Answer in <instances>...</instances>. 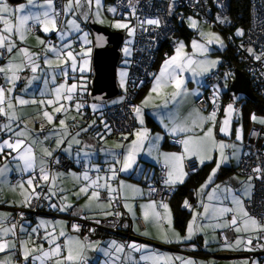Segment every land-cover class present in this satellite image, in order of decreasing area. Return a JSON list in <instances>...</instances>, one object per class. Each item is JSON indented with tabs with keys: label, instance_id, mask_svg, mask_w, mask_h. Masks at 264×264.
<instances>
[{
	"label": "crops",
	"instance_id": "crops-1",
	"mask_svg": "<svg viewBox=\"0 0 264 264\" xmlns=\"http://www.w3.org/2000/svg\"><path fill=\"white\" fill-rule=\"evenodd\" d=\"M64 2L65 0L62 1V8L64 6ZM7 3L13 9L20 5H26L25 11L20 13L21 15L27 14L28 11H31L33 13H36L37 11H43V9L27 7V0H7ZM39 3L43 4L44 0H39ZM123 12H120V16L121 14H123ZM30 24L31 22L29 23V25ZM58 24H60V22ZM34 26L37 29L35 33L30 32L29 34H26V39L23 42L16 40L18 47L28 48L30 52L40 54L39 60L37 61L40 65V70L37 73L33 74L30 68H26L23 72L20 73L21 80L17 82L14 94L17 96H22L23 98H37L38 96H49L47 94L42 93L51 92L61 83L70 85L68 81L70 79L64 78L62 74H60V68H50L44 64L45 55H47L50 59H55V54L50 52L46 53L45 45L39 43V40H43L48 46H56V48L60 49V46L64 45L68 41V36L64 35L63 39H61V32L59 31V29L58 31L44 33L39 25ZM84 26L85 22L83 21L80 23V27L83 28ZM0 27H2V25H0ZM183 27H185L184 24ZM62 33H64L63 30ZM191 37L187 38L184 34L177 33L173 37L175 41L174 47L169 50L166 54L160 55L157 58L154 67V74L146 83V85L142 89L140 88L138 90L134 98L135 106H139L142 109L141 117L143 119V123L140 122V118H137L135 112H133L134 126L128 133H122L118 135L112 134L105 128L106 123L104 121V118L102 117L103 109L115 104L118 101H121L122 99V92L125 87L127 76V65L126 72L124 70L122 71V73H126V75H121L122 86H118V82L116 79L117 86L119 89V93L117 94L118 97L115 98L110 104L96 106V109L94 110L93 106L86 104L87 101L84 100L85 98H87V93L89 89L91 52L87 56L82 55L84 51L80 52L81 61L82 58H89L86 74H83V76L85 75L86 79L83 80L82 78L80 80V82H84V87L80 90L79 96L78 93L75 95L74 99H76L77 101L71 102L72 106H70V111L66 113L63 117V119H67L70 116L77 118L83 112H86L84 111V109L86 108L89 111L88 113L90 116L85 125L73 128L67 124V122L70 120L68 118L66 120V124L68 125L67 129L62 130L60 129V126H57L53 123L48 124L47 121L43 119L41 113L44 109H41L40 105L33 106L26 104L27 106L23 105L16 107V112L20 119L13 122L14 130H19L20 128H24L25 125H27V129L30 130V138L28 141H26V143H30L32 138H37L39 141H42V143H36L32 145L34 155L36 157L35 167L33 170H30L28 172L22 171L23 162L14 160L12 158V156L16 155L15 153H13L12 156H8L9 150L5 149L4 153L0 155V169H6V171L2 175H0V214L12 216L13 212L11 211V206H21L20 202L24 199V194L26 193V191H31L30 189H27L26 181L31 176H39V167L41 165V160H44L46 162L45 164H47L48 159L54 157L59 153L64 155L70 162V166L64 171L49 172L50 176L56 177L54 182L49 181L46 183L44 181L36 180V183L42 185L41 188L36 189L37 192L47 194L50 185L53 187V190L56 191V196L51 197L50 200H43L45 202L47 211L62 213L61 216L39 215L32 223H30L29 221H23L19 223L18 233L19 225L21 224L26 230L25 234H21L19 236V239L28 241L29 236L27 235V233H32V229L40 225L41 222H47V231L50 232L53 231V225H56L55 234L58 235L59 231L61 230L60 225L62 223L63 230L65 231L66 236L60 237L58 239L59 243L62 244L64 240L68 237L79 239L86 245V264H106V261H108V264H111L110 258L105 255V251L109 250V245L113 241H115L118 245L123 244L117 238L109 237L107 235H102L94 238L80 237L75 231L68 227L66 217H106L105 215H103L101 209L98 208L95 204H93L91 208L84 207L88 203V195H90L91 189L89 193L85 195L76 196L75 193L79 191L80 187L85 186L91 180L97 179V177L106 178L108 176H111V168L115 167L119 169L120 167H122L123 155L126 154L127 148L131 144V142L136 139V136L134 134L138 131L146 129L148 132L149 139L144 142L142 150L137 153L136 162L133 165V168L127 172L117 171L116 178L107 181L112 185L114 189H116V191L114 192H116L119 197V210H122L126 214V217L125 219H123V222H121L119 226H117L118 230L130 233L135 237L132 239H128L126 245L135 243L137 245L147 246L145 248H142L140 251H131L128 248H125V253L130 254L132 258L129 264H152L151 259L141 260L140 257H152L156 255L167 256L172 258H181V260L173 259L172 264H182V260H192L195 262V264H245V262H247V264H264V259L263 257L261 258L260 255L261 247L257 246L261 245L262 239H253V243L250 246L251 250H244L246 246L243 244L240 245L238 249L233 250V248H235V241L238 237H243L244 239H247L248 236L256 237L258 235L264 234L258 232L236 233L232 229L233 237L227 243L232 244L233 248H226L224 246L225 244H220L217 242V231L225 227H212V225H215L217 223L222 224L225 221L231 219L232 213H226L223 217L217 218L213 215V210L225 207H233L234 205L232 204L231 200L232 195L240 196L244 204L248 200L247 198L242 196V191L244 186L249 182V176L241 174L237 169L239 158L243 152L242 143L246 135L242 137L241 141H236L234 134L235 127L239 129H243L244 127H239V124L237 123H235L234 125L232 121V125L229 129V135H225L220 132L221 122L225 119V111L223 110L226 109V105L221 112L216 113L215 123L205 122L203 129L195 128L192 132H172V128L177 125H183L185 123L191 125L192 121L196 118L197 113H199L200 116L205 117L212 113V111L208 109L200 110L196 108L194 102L200 95V87L203 83L204 76L216 66L214 68H209L207 72H202L200 69V64L194 63L189 68L185 69L182 73H180V77L183 79L184 83L182 85L180 94L176 96L175 99L172 98V94L176 91V89L174 85L168 84L162 89L161 95H157V93L153 92L151 94V99L149 103L146 106L142 104L145 98L149 96V93L155 81V77L159 75L161 66L163 65L164 61L175 54V49L181 42L185 46L184 52L192 56L195 62H199V58L201 56H205L206 54L211 55L217 52H211V49L213 48H208V51L204 53H200L199 51L194 52L192 48V42L194 41V39H190ZM37 38H39V40ZM51 38L54 39L55 42H53ZM211 58L212 59H209L208 61L204 62V64L207 65L208 62L215 61L214 55L213 57L211 55ZM9 59L10 56L6 52V57L4 61L0 63V66L6 65ZM67 71L68 75H71V69H67ZM28 75H32V77L35 75L38 78L30 79ZM53 77L55 78L53 79ZM30 80L31 84H33V86L35 87L29 92L25 86V83H29ZM43 80L45 82L46 88L42 89L41 84ZM77 102L83 105L79 112L75 108V103ZM50 108L53 113V108ZM59 119L60 116L57 115L56 122L59 123ZM2 122H6L5 118H3V121H1L0 123ZM41 124L44 125L43 131L40 130ZM89 125H91V127H89ZM208 127L213 128V136L217 142L222 141L225 144H235L237 146V148L239 149L238 159L233 156L234 149L232 147L225 148L224 153L226 156L229 157L228 161L221 165L220 169L216 172L215 176L213 177L212 182L201 191V185L205 184L213 168L216 167L217 160L220 159L219 151H212L211 155L213 156V159L206 160L203 163H210V167L209 170L206 172L204 178L194 188L193 198H191L190 200L191 207L187 208L189 211V216L184 225L183 230L179 232L172 226L173 230L178 233L181 238L187 236V226L189 222L193 220V213H197L203 214V217L197 215L196 223L201 225H209V227L196 231L190 240L182 239L180 243H164L157 238L159 234L158 227L155 224L145 223L142 218L143 208L141 206L147 205L148 203L154 201L145 197L144 183L150 176L156 164H164V154L183 153V146L181 144L179 145V147L169 146L167 143L164 142V139L166 137H176L182 140L189 135H202L203 131H206ZM82 129H87V131H82ZM65 131L67 132L66 136L64 135ZM77 133H79V135H77ZM8 135L9 134L7 133H0V140L8 138ZM46 136L49 137V139L45 140L44 137ZM73 137L78 140L79 143L73 142ZM124 137H127V139H124ZM57 139H63L65 141L63 144L60 145L59 148H57L56 146ZM48 140L51 142V144L49 147H46V143ZM117 144L123 145V147H116ZM45 148L53 152V155L51 157H45L43 155V149ZM65 149H67V151H65ZM117 160L121 161V163H116L115 161ZM190 160H193L197 167L203 165L200 163L199 158L192 157L190 158ZM101 170H105L107 174H102V172H100ZM32 171H34V173L36 171V175L29 176ZM85 172H87L90 181H85L83 179V175ZM10 173H16L17 175H21L22 178L15 182H10L8 178ZM77 177L79 179H77ZM186 178L187 175L185 176L184 180ZM104 182V180L100 181V183ZM21 183L25 184V189H21L18 186ZM121 183H123L124 185L123 189H121L120 187ZM164 185L168 188L175 186H169L165 183ZM217 185L220 186V189L215 193L213 199L209 200L208 193L212 192V190L216 188ZM225 188L232 189V193L225 192ZM133 189H136L137 191H133ZM100 191H103L108 197L106 189H101ZM61 197H66L67 199L62 200ZM101 202L105 204L107 203V201ZM156 203L157 205H159L158 202ZM50 204H56L58 207L51 208L49 207ZM64 204H71L72 207L68 208L66 211H59V206H62ZM125 204L131 206V211H129V209L125 207ZM205 204L208 205L207 213H205L204 209ZM110 210L112 211V209ZM157 210L162 215H164L163 208L158 207ZM136 217L141 218L144 224V227L142 229L138 228L134 220ZM7 223L10 225L13 222L9 218ZM160 227H163L165 229L167 228L166 219L161 222ZM39 231L41 232V240L40 242L36 243L35 246L43 244L44 248L47 249L49 246L47 242L42 238L45 234V228L40 227ZM143 232H147L149 233V235L141 234ZM8 239H14V237H8ZM28 247L31 248L33 247V245L29 243ZM19 249L20 244L18 243L16 250L19 251ZM125 253L120 254L122 258ZM9 254L10 253H2L0 254V258ZM113 254L115 255V253ZM19 255L23 259L20 254V251ZM27 263L33 264L31 260L27 261Z\"/></svg>",
	"mask_w": 264,
	"mask_h": 264
},
{
	"label": "snow or ice",
	"instance_id": "snow-or-ice-1",
	"mask_svg": "<svg viewBox=\"0 0 264 264\" xmlns=\"http://www.w3.org/2000/svg\"><path fill=\"white\" fill-rule=\"evenodd\" d=\"M219 2V0H217ZM84 3H87L89 8H91L92 4L94 3L96 6V17L97 22L103 23V20H100L101 15V0H67V3L64 4L62 8V13L64 15H77V13L83 8ZM130 6L133 8L132 15L135 16V6L131 4ZM27 7L29 8H37L43 9V11H37L33 13L28 11L27 14L21 15L20 13L25 11L26 5H20L16 8H12L7 3V0H0V49L6 51L10 59L8 63L4 66H0V76H2L4 80V85H0V117L5 118L6 122L0 123V133H7L8 138L0 140V155H2L5 149L8 151V156H12L15 153V156H12L14 160H18L23 162L22 171L28 172L33 170L35 167V160L36 157L34 155V150L32 145L36 143H42L37 138H32L30 143H26V141L30 138V130L27 129V125L24 128H20L19 130H14L13 122L20 119L17 115L16 107L23 106L29 103L36 104V100H26L22 96H17L14 94V90L16 88L17 82L21 80L20 73L23 72L26 68H30L33 74L37 73L40 70V65L37 62L39 60L40 54L30 52L28 48L18 47L16 40L23 42L26 39V34L31 32V27H29V23L31 22L32 25H39L41 30L44 33L58 31L59 24H58V17L60 16L61 12L56 11L54 8V0H44L43 4L39 3V0H27ZM108 12L116 13L115 7H109L107 9ZM81 15L85 19L88 18V12H81ZM139 19V17H137ZM220 23H227L226 18L218 17ZM68 25L70 26L71 30L79 32V26L76 24L75 20H68ZM161 21L157 18H147L140 20L138 27L130 26V23L127 21H115L111 24L113 28L116 29H124L127 31L129 36H133L137 30L140 31H148V28L145 25H155L159 26ZM189 26L192 28H197V21L191 17H189ZM237 36H243L244 32L242 29H237L236 33ZM64 33H61V39L64 37ZM200 35L202 37H207V44H219L221 47L224 46L223 41L221 40L220 36L215 33H204L201 32ZM15 38V39H14ZM39 40V38H37ZM83 42L87 44L89 41L87 40V34L81 37ZM40 44L45 45V52L46 53H54L55 58L59 63H55L53 59H50L47 55L44 56V64L48 67H56L60 68L63 72L65 77L68 76V72L65 70V66L69 65L72 72H76L77 69L83 73L87 70V60H83L78 64L77 62V55L71 50L65 51V49H71L70 43H65L62 49L56 48V46H48L45 44V41L39 40ZM130 43V42H129ZM184 44L181 42L175 49V54L169 58H167L163 65L161 66L160 73L155 77V81L153 83L152 89L149 93V96L145 98L142 102L144 106H146L150 99L151 94L157 93V95L162 94V89L168 85H174L176 91L172 94V98L175 99L176 96L180 94L182 89V85L184 83L183 79L180 77V73H182L185 69L189 68L194 63L200 64V69L202 72H207L209 68H214L217 64V61L208 62L207 65L204 62H195L189 54L184 52ZM192 48L195 51H199L200 53H204L208 51V48L203 45L199 44L197 41L192 42ZM15 50V53H14ZM90 51V49L88 50ZM247 51L249 54H254L252 48H248ZM14 53V54H13ZM125 54L130 55V50L125 49ZM3 55V53H0ZM83 56H87L88 52H83ZM264 55V53H262ZM66 57V58H65ZM256 60L261 59V55L255 56ZM18 61V62H17ZM194 70V69H193ZM122 76L126 75V73H122ZM37 76H33L31 79H37ZM55 77H53L54 79ZM31 83V80L29 81ZM6 85V86H5ZM83 85H78L77 83L64 84L61 83L59 86L54 88L51 92L42 93L47 94L53 98H49L47 100H40L38 103L41 106V109H45L46 107H52L53 113H60L66 114L69 111V107L67 102H72L75 98L77 92L83 89ZM215 98V93H214ZM83 107L82 104L79 102L75 103V108L79 112V110ZM93 109H96V106L93 105ZM137 118H140V122L143 123V119L141 117L142 109L139 106H135L133 108ZM225 111V119L221 122L220 132L229 135V126L232 122L233 116V105L229 104ZM42 117L44 120L47 121L48 124H52L54 120V115L49 113L47 110H42ZM67 118V117H66ZM72 119H75L73 117ZM216 119V112L213 111L208 116H200L197 113L196 118L192 121L191 125L187 123L183 125H177L172 128V132L176 133L179 132H192L195 128L203 129L205 122L215 123ZM250 119L254 123H259L264 125V118H258L255 114H253ZM94 123V122H93ZM59 126L60 129L66 130L68 125L66 124V119H59ZM91 127V125H89ZM105 128L110 132L111 129L105 124ZM44 125L41 124L40 130L43 131ZM82 131H87V129H82ZM236 141L242 140V135L240 133V129H235ZM64 135H67V132H64ZM79 135V133H77ZM136 139L131 142V144L127 148L126 154L123 155L122 167L116 169L115 167L111 168L110 171L112 172L111 176L108 177H97L95 180H91L87 174L84 173L83 179L85 181H90L85 186L80 187L79 191L75 193L76 196H81L89 193L91 189L90 195H88V203L84 206L86 208H91L93 204H95L98 208L101 209L103 215L105 216H121L120 212H113L110 209L113 206V196L112 193L116 191L112 187L110 181L116 178L117 171L119 172H127L133 168V165L136 162V155L139 153L143 146L144 142L149 139L148 132L146 129L142 131H138L134 134ZM253 135H257L254 131ZM45 140L49 139V137H44ZM127 139V137H124ZM65 141L63 139H57L56 146L57 148L60 147ZM73 142L79 143L73 137ZM183 146V153H170L164 154V165L167 168L166 172V179L164 183L166 185H175L177 183H183L184 178L187 175L185 172V164L184 161L186 159H190L192 157L199 158L200 163L203 164L206 160H212L213 156L211 155L213 150H218L220 153V159L216 162V167L213 168L211 174L209 175L208 179L206 180L204 185H201V191L207 187L211 182L213 177L215 176L216 172L220 169L221 165L226 163L229 159L228 156L225 155L224 149L227 147H232L234 149L233 156L238 159L239 149L235 144H225L224 142H217L213 136V128L208 127L206 131H203L202 135H189L186 138L178 141ZM70 146V145H69ZM116 147H123V145L117 144ZM67 151V149H65ZM43 155L45 157H51L53 155L52 151H49L47 148L43 149ZM116 163H121V161L117 160ZM45 161L41 160V165L39 167V176H31L26 181L27 189L31 191H26L24 194V199L20 202L22 207H31L33 200L45 199L50 200L51 197L56 196V191L53 190V187L50 185L48 188L47 194H42L36 191L37 188H41L42 185L36 183V180L49 182H54L56 177L50 176L48 170L46 169ZM56 163H59L57 160ZM195 171V168L192 169ZM6 169H0V175H2ZM254 173H257L255 178L256 179H264V168L257 166L252 169ZM77 179H79L77 177ZM253 177H248V183L244 186L242 191V196L247 198L248 200L252 199V190L254 186L251 184ZM101 180H104V183H100ZM21 189H25V184L21 183L18 185ZM121 189L124 188L123 183H121ZM101 189H106L108 193L107 203L101 202ZM220 189V186L217 185L216 188L212 190V192L208 193V199H213L215 193ZM63 191V190H61ZM133 191H137L133 189ZM151 191H155V189H151ZM225 192L232 193V189L225 188ZM62 200H66V197H61ZM232 204L234 205L231 208H220L214 209L213 215L217 218L223 217L226 213H232V217L230 220L225 221L224 223H217L212 225V227H226L233 229L236 233H248V232H258L264 234V222L257 219L255 216L251 215L250 212L247 210L244 202L242 201L241 197L238 195L231 196ZM185 208H190L188 201L185 200L183 205ZM49 207L57 208L56 204H50ZM71 204H64L59 206V211H66L68 208H71ZM125 207L131 211V206L125 204ZM143 213L142 218L147 224H155L158 227L159 234L158 239H160L164 243H180L182 239L190 240L193 234L196 231L209 227V225H201L196 223L197 215L203 217V214L193 213V220L189 222L187 226L188 235L181 238L178 233L173 230L172 227V217L171 212L169 210V206L167 203H160L157 205L155 201L148 203L147 205H142ZM163 208L164 215H162L157 209ZM109 209V210H105ZM205 213L208 212V205H204ZM23 217V214H20ZM167 220V228L160 227V224L163 220ZM9 220L8 215L0 214V254L2 253H10L2 258H0V264H17L15 260V253L12 250L17 248V243L20 244V254L23 257L24 261L31 260L33 264H86V257H85V250L86 245L84 242L80 241L79 239L68 237L64 240L61 244L58 242L60 237H65L66 233L63 230V225L61 223L60 227L61 230L59 231L58 235L55 234V227L53 225V231H47V222H41L36 228L32 229V233H38L40 227L45 228V234L42 237L48 244V248L45 249L43 244L39 246L36 245V241L31 239L32 233H27L29 236V240L25 241L19 239L21 234H25L26 230L24 226L21 224L19 225V233L17 232L18 225L16 223H11L10 225L7 223ZM99 223V221H96ZM73 231H80V226L73 224L72 225ZM90 231H94L90 229ZM143 235H149L147 232L141 233ZM8 237H15L16 239H8ZM225 239V247L226 248H233L232 244L227 243V236L224 237ZM253 239H264V235H258L256 237L248 236L247 239L243 237H238L235 241V248L236 250L239 248L240 245H245L246 248L244 250H251V245L253 243ZM31 243L33 247L29 248L28 244ZM258 247H264V245H257ZM147 246L144 245H137L135 243L127 244V245H118L115 241H113L109 245V250L105 251V255L110 258L111 264H129L131 261V256L128 253H125V248H128L131 251H140L142 248ZM115 253V255L113 254ZM121 253H125L123 258L121 257ZM141 260H149L151 259L152 264H172L173 259L181 260L180 257H167V256H152L146 257L141 256ZM108 264V261H106ZM182 264H195L192 260H182ZM247 264V262H245Z\"/></svg>",
	"mask_w": 264,
	"mask_h": 264
},
{
	"label": "built area",
	"instance_id": "built-area-1",
	"mask_svg": "<svg viewBox=\"0 0 264 264\" xmlns=\"http://www.w3.org/2000/svg\"><path fill=\"white\" fill-rule=\"evenodd\" d=\"M62 1L54 0L55 9L61 12L58 23L62 16ZM111 2L120 12H127L132 20L133 27H138L140 20L147 18H157L161 21L158 27L145 25L148 31L137 30L132 36L131 54L128 58L127 76L122 99L102 111V117L112 133L122 134L126 133L129 128H133L134 98L138 90L154 74L155 62L159 55H163L174 47L173 37L178 33L183 23L182 20L188 13L197 14L210 26L216 27L220 31L223 30V36L229 49L227 57L222 56L219 64L204 76L200 87V95L194 102L195 107L217 113L222 111L226 104H232L234 109L232 120L240 127L241 99L243 97L234 100V94L229 89L230 81L233 79L232 72L235 69L245 73L252 94L255 98L264 102V55H262L264 53V0H248V16L246 25L243 28V36H237L232 28L227 29L228 22L220 23L218 20V17L227 19L229 0H219V2L217 0H131V4L135 6V16L132 15L133 8L130 6V0H111ZM29 27H31V33L37 31L32 24ZM248 48H252L254 54H249ZM0 53H3V55H0V61H2L5 59L6 53L2 49H0ZM256 55H261V59L256 60ZM0 85H4L1 76ZM253 114L254 112H250L247 118L249 129L242 143L243 152L239 158L237 169L241 174L253 177L252 199L247 200L245 206L251 215L264 222V179H256L255 177L259 174L252 171L257 166L264 168V125L254 123L250 119ZM88 118L89 113L83 112L77 118L70 119L67 124L76 128L85 125ZM254 131L257 135H253ZM178 141H180L179 138L166 137L165 142L169 146L179 147L180 143ZM50 144V141L47 142L46 147H49ZM57 160L59 163H56ZM184 164L187 174L194 172L193 167L195 171L197 169V165L193 160H186ZM44 166L48 172H59L66 170L70 163L64 155L58 153L48 159L47 164ZM166 169L164 164H157L144 183L145 196L158 203H167L172 194V187L168 188L163 184ZM102 174H105V172L102 171ZM32 175H36V171ZM17 178H20V176L14 173L9 176L11 181ZM151 189H155V191H151ZM112 196L114 199L111 209L113 212H120L118 210L120 202L117 193H112ZM107 199V195L101 191V201H107ZM37 201L34 199L32 206L23 211V217L25 213L33 215L41 212L36 208ZM120 213L121 216L119 217L112 215L103 218L72 216L66 218L70 229H72L73 224L80 226V231L77 232L79 235L91 237L100 230L118 232L120 235L123 234L124 238L121 237V241L124 243L129 235L127 232H121L117 229L118 223L126 217L122 211ZM23 217L19 214L17 218L12 217L10 220L18 223ZM134 220L139 229L144 227L141 218L136 217ZM96 221H99V223H96ZM90 229L94 231H90ZM225 236H227V242H229L233 237L231 228L225 227L217 232V240L220 244H225ZM35 240H40L39 233L35 235ZM261 245H264L263 239ZM260 255L264 259V247H261Z\"/></svg>",
	"mask_w": 264,
	"mask_h": 264
},
{
	"label": "rangeland",
	"instance_id": "rangeland-1",
	"mask_svg": "<svg viewBox=\"0 0 264 264\" xmlns=\"http://www.w3.org/2000/svg\"><path fill=\"white\" fill-rule=\"evenodd\" d=\"M65 3H67V0H65L64 4ZM101 5H102V9H101V15H100V18L99 19L100 20H103L104 21L103 23L97 22V17L95 15V13H96V6H95V4L93 3L92 6H91V8H89L88 4L87 3H84L83 8L75 16H73V15H64L62 13V20H61V22L59 24V31L61 33H62V30L64 31V34L68 36L67 37V40L68 41L66 43H70L71 44V49H65V51L71 50L75 54H78L77 55V62H78V64L80 62H82L83 60H87V64H88L89 58H86V59L85 58L84 59L82 58V61H81L80 52L81 51H84V52H88V54H90L91 49H92V41H91V37H90L89 30L85 26L83 28H81L80 27V23L83 22V21L86 23L88 19H91L94 23H96L98 25H101V26H104L106 28L115 29V30H122L123 38H122L121 43L119 45V57H118V60H117V63H116V69H115V75H116V79H117V82H118V86H122L121 85V73H122L123 70L126 72V65L128 63V58L130 57V55H126L125 54V49L126 48L129 49L130 50V53H131L132 36H129L128 33H127V31L124 30V29H116V28H113L111 26V24L113 22L117 21V20H119V21H128L127 19H129L128 18L129 15L126 12H123V14H121V16H120V12L118 11V9H116V13L108 12L107 9L109 7H115V5L111 2V0H101ZM85 11L88 12V18L87 19H85L83 17V15L80 14L81 12H85ZM189 17H191V18H193V19H195L197 21V28L194 29V28H192V27L189 26ZM68 20H75L76 24L79 26V32L70 29V26L67 23ZM182 21H183L184 26L188 30L194 31V36L191 37L190 39L197 40L199 42V44H203L207 48H213L214 50L211 49V52L217 51L215 54H211V55H212V57L214 55L215 61H217V63H218V61L223 56L222 54H224V52H222V51H224V48L226 47V40H225L224 36L220 33L219 29L216 28V27L210 26V24L208 22L204 21L197 14H190V13H188V14L185 15V17L183 18ZM237 28H239V27H236V29L234 30L235 33H236ZM201 32H204V33L211 32V33H215V34L219 35L220 38H221V40L223 41L224 46L221 47L219 44H216V43H213V44H210V45L207 44V37H202L200 35ZM85 34H87V40L89 41L87 44H85L83 42V40L81 39V37H83ZM75 43L78 44V47H76V48L74 47V44ZM62 48H63V45L60 46V49H62ZM89 49H90V51H88ZM211 55L206 54L205 56H201L199 58V62H206L209 59H212L211 58ZM53 61H54V64L55 63H59V61H57L56 58L53 59ZM67 69H71L70 62H69V65L65 66V70L66 71H67ZM233 73H234V71L232 72V76H233ZM60 74H62V76L64 78L70 79V80H68L70 84L71 83H77L78 85H81V84L83 85L84 82H80V80L82 78H83V80L86 79L85 75L83 76V74H86V71H84L83 73H81L78 69H77V72H75V73L71 71V75L69 74L67 77H65L63 75V72L62 71L60 72ZM28 77L31 79L32 78V75H28ZM25 86H26V88L28 89L29 92L35 87V86H33V84L28 83V82L25 83ZM41 88L42 89L43 88H46V85H45L44 80L42 81ZM77 93H78V96H79L80 90ZM117 97H118V95L115 96V97H113V98H111L110 100H108V101H106L104 103H93V102H89L88 100H86L87 101L86 104H88L90 106H93V105H95V106H101V105H104V104H110ZM239 97H243V96L240 95V94H234V100H236V98H239ZM49 98H53V97H49V96H43V97L42 96H38L37 98L24 97V99H27V100H33V99H35L37 101L36 104H32V103L27 104V105H33V106L40 105L38 103L40 100H47ZM73 101H77V100L74 99ZM67 104L72 106L71 102H67ZM226 105L228 106L229 104H226ZM249 105H250V103H249ZM249 105L244 103V105L242 107V110H243V113L245 115V118L246 117L248 118V115H249L250 112H254L255 110H257L256 107L254 108V107H251ZM227 106H226V108H227ZM44 110H47V111L49 110V113H52V110H51L50 107H46ZM69 111H70V107H69ZM52 114L54 115L53 124L59 126V123L56 122V117H57V115H59L60 116V119H63V117H64L65 114H60V113H52ZM254 114L258 118H264V113L255 111ZM233 115H234V112H233ZM70 117H68V118L69 119H72L73 118V117H71V118ZM1 121H3V117H0V122ZM132 125L134 126V120H133V124ZM231 125H232V122H231V124L229 126V129H230ZM130 129L131 128H129L126 133H128ZM235 129H237V128L236 127L234 128V134L236 135ZM248 129H249L248 126L246 128L244 127L243 129H240V133H241L242 137L245 136V135H247ZM112 134H114V133H112ZM115 135H118V134H115ZM47 142H49V140ZM116 169H118V168H116ZM102 171L103 170H101L100 172H102ZM104 172H105L104 175H106L107 172L106 171H104ZM33 173H34V171H32L29 176H31ZM11 174L12 173H10L9 176ZM14 174H16V173H14ZM19 176H21V175H19ZM15 181L16 180H14V181H11L10 180V182H15ZM144 195H145V190H144ZM119 206H120V203L118 205V209H119ZM24 210H28V207L25 208V207H22V206H20V207H18V206H11V211L13 212V214H12V216H9V218H12V217L17 218V216L19 214H21V213L23 214L24 213L23 212ZM50 215H54L55 216V214H53L52 212L50 213ZM29 216L30 215L28 213H25V216L23 218H21L20 220H26ZM120 223H121V221L118 223L117 226H119ZM17 232H18V230H17ZM38 233L40 234V240H41V232L38 231ZM111 233H114L115 235H118L119 237L124 238L122 236L123 234L120 235V233H118V232H111ZM36 234L37 233H32V239L33 240H35V235ZM130 238L132 239V238H135V237L134 236H131V235H130V237H127V239H130ZM14 239H16V238L14 237ZM40 240L39 241H36L35 240V241H36V243H38V242H40ZM120 242L123 243L122 241H120ZM17 245H18V243H17ZM12 252L15 253L16 252V249L12 250ZM16 254H17V252H16Z\"/></svg>",
	"mask_w": 264,
	"mask_h": 264
},
{
	"label": "trees",
	"instance_id": "trees-1",
	"mask_svg": "<svg viewBox=\"0 0 264 264\" xmlns=\"http://www.w3.org/2000/svg\"><path fill=\"white\" fill-rule=\"evenodd\" d=\"M228 6H229V10H228L227 20H228L229 26H228L227 29H229V28L231 29L232 28V30L234 31L236 29V27H239L237 29H242L243 30V28H244V26L246 25V22H247V16H248V0H229ZM85 27H86V25H85ZM219 31H220V29H219ZM178 33L184 34L185 37H187V38H189L191 36H194V31L188 30L187 28L183 27V24L179 28ZM220 33L222 35H224V31L223 30H221ZM52 40H54V39H52ZM75 47H78V44ZM222 52H224V54H222L223 57H227L228 52H229V49H228L227 45L224 48V51H222ZM166 53H164V54H166ZM219 62H220V60L218 61L217 65L219 64ZM145 85H143L141 87V89ZM83 99H82V103H83ZM84 100H87V98H85ZM244 103L245 104H248V105L250 103L249 106L254 107V108L255 107L257 108V110H255V111L264 113V102L263 101H260L258 98H255L253 101H250L248 99L242 98V101H241V110H240V112H241V120H240V122H241V126L246 128L247 125H248V120H247V117L245 118V115H244L243 110H242V107H243ZM84 111H86L87 113L89 112L86 108L84 109ZM219 112H221V111H219ZM219 112H217V113H219ZM233 124L235 125L234 122H233ZM164 140L166 141V138ZM156 165L154 166V168L156 167ZM209 167H210V163H205L202 166H198L197 169H196V171H194L191 174H187V178L184 180L183 183L177 184L174 187H172V194H171V197L168 200L167 204H169L170 210H171L172 226L175 229H177L179 232L183 230L184 225H185V223H186V221L188 219V216H189L188 209L185 208V207H183L182 205H183V203H184L185 200H187L189 202V205H190V203H191L190 200H191V198H193L194 188L204 178L206 172L209 170ZM154 168H153V170H154ZM21 178L22 177L20 176V178H17L16 181L19 180V179H21ZM36 208H37V210H40L41 212L35 213L33 215H31V213H28L30 216L26 220H21L20 223L23 222V221H29L30 223H32L37 218V216H39V215L40 216L50 215V213H51V212L47 211V208L45 206V202H44V200L42 198L37 201V207ZM47 213H49V214H47ZM52 213L55 214V216H61V214H62V213H55V212H52ZM121 222H123V220ZM13 223H15V222L13 221ZM18 224H19V222L17 223V225ZM67 225H68V222H67ZM17 230H18V228H17ZM121 232H123V231H121ZM102 235H107L109 237L117 238L119 241L122 240L121 237H119L118 235H115L114 233L105 232V231H101V230L100 231H97L96 234L93 235V236H91V237L94 238V237H99V236H102ZM128 235L130 237L131 234L128 233ZM79 236L80 237H86L84 235H79ZM131 236H133V235H131ZM127 240H125V242L122 243V244L123 245H126ZM217 242H218V240H217ZM16 252H17V254H16ZM16 252H15V260H16L17 264H28L27 261H24L20 257L19 251L16 250ZM193 253H197V252H193ZM261 258H262V256H261Z\"/></svg>",
	"mask_w": 264,
	"mask_h": 264
},
{
	"label": "water",
	"instance_id": "water-1",
	"mask_svg": "<svg viewBox=\"0 0 264 264\" xmlns=\"http://www.w3.org/2000/svg\"><path fill=\"white\" fill-rule=\"evenodd\" d=\"M85 25L92 41L87 99L93 103H104L119 93L115 69L123 34L98 25L91 19ZM229 89L233 94H240L250 101L255 99L245 73L237 69L234 70Z\"/></svg>",
	"mask_w": 264,
	"mask_h": 264
},
{
	"label": "flooded vegetation",
	"instance_id": "flooded-vegetation-1",
	"mask_svg": "<svg viewBox=\"0 0 264 264\" xmlns=\"http://www.w3.org/2000/svg\"><path fill=\"white\" fill-rule=\"evenodd\" d=\"M129 19H127L128 21L127 22H129L130 23V26H133V23H132V20H131V18L130 17H128ZM109 30H112V31H120V32H122V30H115V29H110V28H108Z\"/></svg>",
	"mask_w": 264,
	"mask_h": 264
},
{
	"label": "bare ground",
	"instance_id": "bare-ground-1",
	"mask_svg": "<svg viewBox=\"0 0 264 264\" xmlns=\"http://www.w3.org/2000/svg\"><path fill=\"white\" fill-rule=\"evenodd\" d=\"M61 20H62V16H61ZM61 20H60V22H61ZM53 42H55L54 40H53ZM3 61V60H2ZM2 61H0V63L2 62ZM116 119H117V116H116ZM69 161V160H68ZM70 163V162H69Z\"/></svg>",
	"mask_w": 264,
	"mask_h": 264
}]
</instances>
